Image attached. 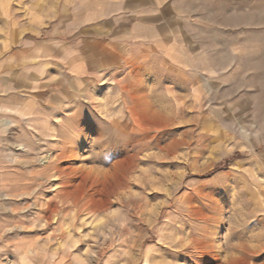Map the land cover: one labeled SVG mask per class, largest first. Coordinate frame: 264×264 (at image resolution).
<instances>
[{"label":"rangeland","instance_id":"374dc122","mask_svg":"<svg viewBox=\"0 0 264 264\" xmlns=\"http://www.w3.org/2000/svg\"><path fill=\"white\" fill-rule=\"evenodd\" d=\"M154 4L112 27L47 10L0 59V264H264V0Z\"/></svg>","mask_w":264,"mask_h":264},{"label":"crops","instance_id":"0c3cea01","mask_svg":"<svg viewBox=\"0 0 264 264\" xmlns=\"http://www.w3.org/2000/svg\"><path fill=\"white\" fill-rule=\"evenodd\" d=\"M97 0H0V59L9 58L16 43H24L29 40L32 27L43 25L46 20V11L56 9L60 19L74 21L79 24V10L87 24H94V20L101 19L108 8L104 7L107 0H98L103 6L95 5ZM141 0H123V6L116 11V15L102 19L103 24L118 26L123 24V19H128V24L134 25L138 18L136 2ZM147 1V0H146ZM151 1V0H149ZM124 2H126L124 4ZM108 9V11H107ZM153 10V9H152ZM96 11V12H94ZM126 13V14H124ZM157 16L154 11L150 15ZM120 16V23H116V17ZM36 30V29H35ZM28 42V41H27ZM2 68V67H1ZM5 71H0V76Z\"/></svg>","mask_w":264,"mask_h":264},{"label":"clouds","instance_id":"9594fccd","mask_svg":"<svg viewBox=\"0 0 264 264\" xmlns=\"http://www.w3.org/2000/svg\"><path fill=\"white\" fill-rule=\"evenodd\" d=\"M165 4H166V0H155L154 7H152V9L157 13V15H159L160 9ZM122 6H123V0H107V3L104 5V7L108 8L109 11L106 12L100 18L101 19H107L109 16L116 15V11L115 10H119ZM189 9H190V11L192 13H194L200 8H189ZM121 19H123V18L120 17V16H117L116 17V23L119 24ZM175 19L178 20V18L176 16H175ZM136 23H141V22L140 21H136ZM125 24H127V23H125ZM146 25L151 26L152 28H154L157 31V26L156 25H153V24H146ZM117 29L118 28H116L115 31ZM182 30L183 29L177 27V28H175L172 31H182ZM158 33L160 34L161 40H162L163 43H165V44L171 43V41L168 39V37L170 35L169 31H165L164 33H160V32H158ZM114 39L118 41L119 40V34L115 35ZM149 45H150V42H149ZM149 45H139L137 47L148 46L149 47L148 55L150 56V58H152L154 60H158L161 64H163L165 61L168 62L167 59L164 58L162 52H160L157 49L151 48ZM57 55H58V53H57ZM210 55H211V53H210ZM77 60H83V62L86 64L85 58L80 54V51H79V55L77 57ZM242 63H243V61L238 62L237 65H236V68L233 71L235 72V71H238V70H242L241 69V64ZM165 66H167V65H165ZM225 68H226V66H225ZM199 71H201V70H195V71H193L191 73V75H197ZM202 71L205 72V75H199V82H201L202 86L205 87L206 89H212V90L218 91L216 89V85L214 83V78L211 76V73L207 69H202ZM60 72H61V75H62L63 78L65 76H67L66 75L67 67L65 69H60ZM184 74L189 76V74H187V73H184ZM245 75H247V72H245ZM96 76H97V74H95L93 72H89L88 69H87V66H86L85 73H84V78H78L77 79V83L80 85L81 91L77 92V91L74 90L73 93L70 94V95L73 96L75 99L84 101L86 99V96H85L86 92L82 91V90L85 89V86H86L87 83H91V82L98 83L97 79L95 78ZM100 78H101V76H100ZM233 80H234V78L232 77V74L230 73L229 76H227V77L221 76L219 81H216V82H233ZM240 86L247 87L248 85L246 83H244L242 85H237V88L240 87ZM235 94H236V89L234 88V89L231 90V95L234 96ZM66 98L67 97L65 96L64 98H61V99H59L56 102L52 101V104L47 108L48 110L43 109V111L46 113V119L48 121L52 118L51 117V112L57 110L55 107H53V105L59 104L60 106H64L63 101ZM212 99H216V97L210 96L209 97V103L211 102ZM46 103H48V101L46 99L40 100V104L41 105L46 104ZM232 105H235V112H240L242 115L244 114V109H245V105H246V101H245L244 96H238L236 98V100L232 101ZM232 118L237 119V120L241 119V117L235 116L234 113H233ZM33 131H37V129L34 128ZM52 138H54V136L49 135L47 133H44V140H40L37 137V138H35V143H33L31 139H26L24 143L13 145V147H20V148L24 149L25 152H30V151H33L35 149L36 144H43L48 139H52ZM40 159H43V158L40 157ZM5 237H4V240H5Z\"/></svg>","mask_w":264,"mask_h":264}]
</instances>
